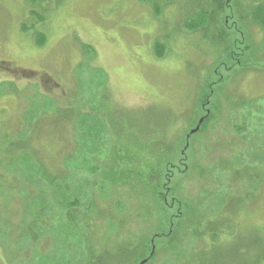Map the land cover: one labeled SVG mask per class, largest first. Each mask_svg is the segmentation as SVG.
Returning <instances> with one entry per match:
<instances>
[{"label":"rangeland","instance_id":"rangeland-1","mask_svg":"<svg viewBox=\"0 0 264 264\" xmlns=\"http://www.w3.org/2000/svg\"><path fill=\"white\" fill-rule=\"evenodd\" d=\"M221 1L223 11L212 0H52L34 8L25 0H0V132L24 124L32 102H43L41 95H51L62 106L86 104L90 79L97 77L100 97L90 104L100 109L86 105V111L99 112L88 117L101 119L96 118L105 124L99 129L105 137L126 135L117 142L124 160L120 173L147 177L154 159L143 158L140 129L165 135L169 144L179 131L181 135L174 139H183V149L186 134L209 111L214 120L207 131L193 135L194 157L187 162L191 165L193 161L203 171L190 170L184 178L175 176L171 186L179 180L180 196L189 208L215 220L216 229L222 232L217 249L204 241L195 243L196 248L205 249L201 262L262 264L257 256L264 249V34L251 19V12L264 0ZM204 17L208 24L195 26ZM220 18L225 24L219 28L211 23ZM39 35L47 39L43 47L37 46ZM157 43L166 48L162 60L156 58ZM83 46L92 47L95 53L87 54ZM16 69L28 71V76L15 73ZM75 120L67 131L70 154L76 150ZM55 145L59 162L64 147L57 140ZM107 150L104 146L103 151ZM247 151L254 153L251 161L242 159ZM138 152L140 165L132 162V153L137 156ZM181 159L179 155L176 161ZM106 165L107 169L111 166ZM95 169L101 174L88 171L83 175L81 187L88 186L83 192L92 195L79 198L81 205L93 201L107 218L115 219L116 229L109 232L106 217L90 212L87 220H80L81 235L91 238L88 251L120 258L115 246L139 245L145 236L152 239L156 233L158 215L149 211L143 217L144 210L154 206L155 194L136 178L122 181L120 177L121 185H114L104 180L103 169ZM185 171L186 165H182L180 172ZM18 207L19 203L12 202L8 209L11 218L18 215L12 220L15 224L21 220ZM223 217L229 219V225H221ZM121 220L127 222L122 228ZM198 228L205 230L202 225ZM12 234L8 241L0 238V264H33L29 261L32 255L27 259L22 253L19 257L10 253V244L16 242L23 246L22 252L31 254L25 238ZM191 246L186 241L179 245L180 249ZM54 250L61 260L53 264H79L63 258L67 246ZM84 255L82 262L87 260ZM174 258L171 251L162 249L154 264L177 263ZM44 262L38 259L34 264ZM187 262L183 258L179 264Z\"/></svg>","mask_w":264,"mask_h":264},{"label":"trees","instance_id":"trees-1","mask_svg":"<svg viewBox=\"0 0 264 264\" xmlns=\"http://www.w3.org/2000/svg\"><path fill=\"white\" fill-rule=\"evenodd\" d=\"M25 1L34 8L52 0ZM143 1L153 2V0ZM159 1L166 2V0ZM212 1L217 4V8L224 10V2L221 0ZM153 4L159 6L158 3ZM201 14L202 16L206 15L204 11ZM33 15L32 17L38 18L37 15ZM205 18L207 17L199 19L195 26L207 25L208 23H204L208 22ZM251 19L264 34V1L252 7ZM40 20L43 19L40 17ZM211 23L219 28L224 21L220 18L218 23L213 21ZM189 25L193 27L194 24ZM46 40L43 35H39L36 40L37 46L43 47L46 44ZM83 47L87 54L93 55L95 53L92 47ZM247 48L250 47L248 46ZM154 49L156 58L158 60L164 59L166 55L164 45L157 43ZM14 72L24 78L28 76V71L16 69ZM97 80V77L95 80L90 79L89 90L85 92L90 94V98L86 104L77 102L73 106H70L71 104L69 105V103L62 106L51 95H41L43 102L41 104L32 102L33 106L31 105L27 109L24 116V124L20 122L14 127L10 125L9 129H4V133L0 132V238L8 241L11 236L10 232L16 236L22 235L26 244L31 246L30 248L26 246L31 249L29 251L31 254L25 251L22 252L21 248L23 246H19L16 242L10 244L11 246L9 245L10 253L16 257H19L22 253V256L27 259L32 255L29 261L33 264L38 259H43L45 264H53L54 261L61 260L59 252L54 250V247L58 246H67V252L63 258L68 257L74 263L78 261L79 264H126V262L127 264H142L145 261H147L146 264H154L162 249L166 252L171 251L172 256L178 259L177 263L168 264H179L183 258H186L187 264H216L214 260L213 262H201L202 251L205 249L195 247L196 242L204 241L207 246L211 244L212 248H218L216 245L220 244L222 232L216 229V221L201 216L198 210L194 214V209L196 211V208L190 209L180 196L179 180H175V183L171 186L172 179L175 176L184 178L190 170L194 173L195 171L196 173L203 171V169L198 170L199 165H195L193 161V164H187L191 157H194L193 143H191L193 136L190 135V132L196 129L197 126L200 127L197 135L207 131L214 120V115L208 111L197 121L196 126L186 134V145L183 149V139L178 138L177 141L174 139V137L181 135H178L177 132L179 131L175 132L170 140L167 139L170 142L169 144L164 139L165 135H158L155 130L140 129L141 134L138 141L142 153L146 156L143 158L147 160L153 158L154 167H148L147 177L144 174L143 177L137 175L138 178L134 177V174L120 173L118 168L121 166L120 162L124 160L120 157L117 142L118 140L126 139V135H122L119 138L115 135V137L110 135L105 137L102 131L99 130L105 127V124H101L100 121L96 120L98 116L94 119L88 117H94L95 114L99 113L93 110L94 107L95 109H100V107L90 104L92 102L90 100L99 99L100 97L98 95L100 84ZM39 96L37 95L38 99H40ZM206 103L207 100L203 108H205ZM86 105H91L93 108L90 111H86ZM74 117L76 120L73 123L76 124L77 134L73 139L75 141L74 149L76 150L74 154H70V133L67 131L69 130L70 121ZM98 119L101 120L100 118ZM201 119L203 120L202 124H200ZM162 127V130L165 131L166 126L162 125ZM160 129L156 128V130ZM56 134L59 137H56ZM56 140L57 143L61 142L63 144L62 147H64L60 152L59 162L55 145ZM104 146L108 147L109 151H103ZM138 155H140L139 152L137 156L132 153V162L140 165L142 161L139 160L140 157ZM179 155L182 159L176 161ZM241 155L242 159L251 161L254 153L247 151L246 154ZM107 162L111 165L108 166V169ZM182 165H186L185 172H180ZM86 167L89 169H86ZM95 168L103 169L104 180L114 185H121L120 177H122V181L136 178L144 184V187L152 188V193L155 194L154 206H149L148 209L144 208L143 217L146 218L150 213L149 211L158 215L156 233L152 239L145 236L139 245L127 242L126 244L115 246L120 249V258L110 259L111 254L108 252L96 254L88 251L87 247L91 238L88 236L84 238L81 235L83 229L79 225L80 220H87L90 217L88 216L90 212L95 217L99 215H102L104 219L106 217L104 222L109 232L116 229L115 219H111L110 215L107 218L106 212L99 211V206L97 205L96 207L93 201L90 203L91 206L89 204L81 205L80 199L86 200L85 198L92 195L83 192L85 191L84 189L88 188V186L84 187V189L81 187L86 178L83 175L88 171L94 176L101 174V171L97 172ZM164 180H166L165 184L163 183ZM17 196H20L21 200ZM12 202L19 203V215L21 216L19 224L13 222L18 215L11 218V214L8 212ZM222 204H224V201L219 202V205ZM192 212L193 215H190ZM118 218L122 219L119 215ZM120 222L122 224L121 228L127 223L124 220ZM229 223V219L223 217L221 225L226 226ZM167 225L168 228L166 229ZM200 225L205 227L204 231L198 228ZM4 237H7V239ZM183 241L191 242L193 246L187 247V249H180L179 245ZM2 242L4 246L5 243L4 241ZM40 243L43 245H40ZM49 243L53 245L52 248H50ZM81 250L86 253L87 260L85 262L81 261L85 257ZM257 257L264 264L263 248L260 249V255ZM219 258L222 259L223 257L220 255ZM220 263L224 264L223 261ZM67 264H70V261H67Z\"/></svg>","mask_w":264,"mask_h":264},{"label":"water","instance_id":"water-1","mask_svg":"<svg viewBox=\"0 0 264 264\" xmlns=\"http://www.w3.org/2000/svg\"><path fill=\"white\" fill-rule=\"evenodd\" d=\"M202 122H203V120L200 122V124H201ZM199 129H200V127L198 126L195 130H193V131L191 132V135H195L196 133H198ZM146 263H147V261L143 262L142 264H146Z\"/></svg>","mask_w":264,"mask_h":264},{"label":"flooded vegetation","instance_id":"flooded-vegetation-1","mask_svg":"<svg viewBox=\"0 0 264 264\" xmlns=\"http://www.w3.org/2000/svg\"><path fill=\"white\" fill-rule=\"evenodd\" d=\"M17 2L21 3V0H16ZM2 65H0V68H1Z\"/></svg>","mask_w":264,"mask_h":264}]
</instances>
